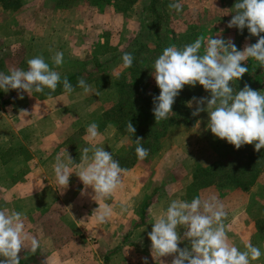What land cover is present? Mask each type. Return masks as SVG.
Masks as SVG:
<instances>
[{
    "label": "rangeland",
    "instance_id": "rangeland-1",
    "mask_svg": "<svg viewBox=\"0 0 264 264\" xmlns=\"http://www.w3.org/2000/svg\"><path fill=\"white\" fill-rule=\"evenodd\" d=\"M19 2L20 6L24 3L30 9L22 22L12 14L16 9H0V72L9 74L11 68L27 70L29 59L42 56L61 78L71 73H78V77L70 81L75 89L71 94L65 93L61 85L54 92L45 89L43 93L30 95L18 94L17 90H0V210L9 212L21 210L19 200H15V195L14 200L10 199L8 192L10 184L19 183L26 174L27 164L34 159L43 161L44 151L50 152L60 146L73 151L72 159L78 162L82 150L90 146L85 136L91 123L99 125L105 151L113 156L127 151L131 145L127 137L119 135L113 125L100 119L102 111L115 99L112 89L115 78L133 85L131 103L134 109L142 110L144 96L154 89L160 90L151 73L155 60L166 47L183 48L197 38L203 37L206 41L211 36L237 42L234 27H227L235 12L234 4L229 1L179 0L182 3L179 13L168 7L176 0H157L154 12L147 10L149 0H137L131 9L122 13L111 6L94 8L88 2L74 3L65 10L54 9L51 0ZM85 6L86 10L90 6L101 13L111 8L123 21L114 24L110 19L112 29L92 32L89 29L88 34H84L80 9ZM85 37L88 39L84 41ZM257 40L254 36L243 37L236 47L243 50L246 44H254ZM56 52L63 53V64L58 67L52 60ZM125 53L134 57L130 68L122 67ZM242 65L248 68L244 78L254 80L259 76L260 84L255 87L264 92V68L251 59ZM80 78L91 85L93 92L86 95L77 87ZM197 87L201 89L200 97L206 92L203 86L186 85L184 89ZM21 109L28 110L29 116L20 115ZM90 115L93 118H86ZM207 124L204 122L200 127L170 137V129L177 126L171 127L160 141V154L157 152L159 155L147 163H137L142 171L137 180L136 163L128 169L121 189L111 199L100 202L107 203L113 211L107 223L97 224L92 216L98 204L91 198L94 195L91 188L84 195H81L84 187L70 191L65 210L55 198L57 208L52 212H47L43 201L30 197L25 230L39 239L41 247L35 254L27 247L22 250L20 264H144V258L147 264H160V260L171 264L172 257L160 260L152 257L148 233L155 218L166 211L172 200L191 202L194 191L186 193L185 190L193 169L206 167L216 159L218 138ZM56 132L65 137H57ZM39 151L41 156L35 155ZM152 162L156 165L154 171L148 167ZM217 188L221 187L204 191L201 198L215 196L219 201L225 195L218 196ZM245 193L243 206L233 209L224 204L227 211L224 224L231 242L241 251L251 242L264 253V171ZM141 196H147L150 203L143 216L139 212ZM184 231L179 229L181 235ZM188 246L187 240L179 245L181 248ZM251 264H264V255Z\"/></svg>",
    "mask_w": 264,
    "mask_h": 264
},
{
    "label": "clouds",
    "instance_id": "clouds-1",
    "mask_svg": "<svg viewBox=\"0 0 264 264\" xmlns=\"http://www.w3.org/2000/svg\"><path fill=\"white\" fill-rule=\"evenodd\" d=\"M168 7L177 13L182 11L179 0ZM233 8L235 12L227 27H235L241 32L247 28L250 36L258 37L257 42L238 50L231 39L211 36L206 41L203 37L197 38L183 48L166 47L155 60L151 73L160 89L159 95L153 97L152 112L156 123L168 120L174 114L175 99L184 87L199 84L210 92V98L193 97L187 103L189 108L195 104L191 115L195 117L206 111L207 128L215 137L226 140L237 150L244 145H254V150L259 152L264 148V92L253 90L248 84L236 91L233 84L248 72L242 62L251 59L264 68V35H261L264 33V0H237ZM52 60L57 67L61 66L63 53L56 52ZM122 61L123 68H130L134 57L125 53ZM27 65V70L11 68L9 74L0 72V90H17L18 94L26 92L30 95L32 92L43 93L45 89L54 92L61 83L65 93L71 94L75 90L67 77L61 81L60 73L42 56L29 59ZM77 87L86 95L93 92L83 78L78 79ZM20 115L26 117L29 112L21 109ZM126 128L128 133L135 134L136 128L130 121ZM86 132L85 140L90 146L82 150L80 163L76 164L65 149L63 157H56L53 168L61 194L68 189L72 173L84 185L81 195L86 194L88 188L92 189L94 195L91 198L98 204L92 216L97 224H104L110 221L113 211L107 203L100 202L111 199L121 189L128 170L101 145L102 134L97 123H91ZM142 140L141 137L135 139V152L140 160L149 155ZM226 216L225 205L215 196L195 197L191 202L172 200L166 211L155 218L148 233L152 257L155 260L172 257L171 264H251L264 255L251 242L245 245L244 251L231 242L224 224ZM24 220L23 212L0 210V264H20L22 250L27 247L35 254L40 249L39 239L25 230ZM181 228L185 229L183 235L179 232ZM185 240L189 241V246L179 247ZM144 264H147V258H144ZM160 264L164 262L160 260Z\"/></svg>",
    "mask_w": 264,
    "mask_h": 264
},
{
    "label": "trees",
    "instance_id": "trees-1",
    "mask_svg": "<svg viewBox=\"0 0 264 264\" xmlns=\"http://www.w3.org/2000/svg\"><path fill=\"white\" fill-rule=\"evenodd\" d=\"M137 0H51L53 8L56 10H65L72 4L77 2H88L92 7H106L111 6L116 12H127L135 4ZM224 2H231L235 4L237 0H222ZM157 0H149L147 10L154 12V5ZM0 7L2 10L13 11L20 7L19 0H0ZM239 40L243 37H249L250 34L245 28L242 32L234 27ZM261 35H264L262 33ZM260 75V73H259ZM133 76V74H132ZM138 71L136 70V78ZM262 76V75H260ZM68 81H73L78 77V73L68 74ZM61 78V81H63ZM242 81L233 84L236 91L242 90L245 84H248L253 90H257L255 85L259 83V76L254 80L241 78ZM113 95L115 99L110 102L104 111L100 114V119L105 123L113 125L116 132L121 136H126L130 142V147L122 155H114L113 158L117 160L122 168L130 169L135 163H147L154 157L158 150L161 139L165 136L167 131L173 126L190 127L195 123V117L191 115L186 103L191 101L193 97H198L201 93L199 87L194 90L183 89L180 95L175 99L173 105V113L168 120L156 123L153 115V97L158 96L160 90L154 89L150 95L144 96L143 109H134L130 96V90L133 88L132 84L125 83L124 80L115 78ZM138 80L136 79V87ZM61 86L62 83L60 84ZM140 85V82H139ZM59 86V85H58ZM230 86H232L230 84ZM139 88V87H138ZM137 91V89H136ZM131 122L136 128L135 134L127 132L126 125ZM137 137L143 138L141 144L144 148L149 150L147 158L140 160L137 158L135 149V139ZM216 159L206 167H196L193 169L190 176V183L187 185L185 192L194 191V198L197 197L198 191L209 187H229L237 189L243 193L249 191L261 172L264 171V148L259 152L254 150V145H244L239 150L235 149L226 140L217 139L216 141ZM149 199L147 196L143 198L139 212L143 216L149 206Z\"/></svg>",
    "mask_w": 264,
    "mask_h": 264
},
{
    "label": "crops",
    "instance_id": "crops-1",
    "mask_svg": "<svg viewBox=\"0 0 264 264\" xmlns=\"http://www.w3.org/2000/svg\"><path fill=\"white\" fill-rule=\"evenodd\" d=\"M28 5H24V3L21 4V6L16 9L14 12H12V14L14 16H16V19L20 22H22V18H25V16L28 14L27 11L30 9L27 8ZM87 6H85V8L80 9L82 11L83 15H86V17L88 18H93L92 20H88L87 18H85L82 15V18L80 20H82L84 26L82 28V33H86V31H88L90 29V31H94V30H101V29H109L113 24H109L110 19L114 20V24L115 23H122V17L121 15L114 13L113 10L110 8V11H99V10H93L92 7L89 6L90 9H87ZM0 9H2L0 7ZM28 11V12H29ZM100 20V21H99ZM89 21H93L92 23H90ZM99 21V22H97ZM89 22V24H87ZM112 29V28H110ZM88 34V33H86ZM88 38H84L83 40L85 41ZM201 97H209L210 98V92L206 91L204 92L200 97L197 98H201ZM188 107V106H187ZM206 107V105H205ZM195 108V104H193L192 108L188 109L190 110V112L192 113V111ZM93 115V114H92ZM94 116V115H93ZM93 116H86V118H93ZM208 114L207 112H201L198 116H195V123L194 125L190 126V127H186L188 129H184L181 128L180 126L178 127H174L172 129H170L169 131V136L172 137L173 134H184V132H186L189 129L192 128H197L200 127L202 125V123L204 122H208ZM57 134V132H56ZM104 134V133H103ZM57 137H65L64 134L60 135L57 134ZM65 149L67 150V152L69 153L70 157L72 158L74 155V152L71 151L70 149L64 148L63 146L51 150L50 148V152L48 151H44V158H42L43 161H38L37 159H34V161H32V163H28L27 167H26V174H24V176H22V178L20 179L19 183L17 184H10V188L11 190L8 192L10 193V199L13 198L14 200V195H15V200H19L20 203V212L24 211V215L25 217H28V210H27V205L29 203L30 197H32L33 199H37L40 202L43 203L44 208L47 210V212H52V210L54 209V207L57 208V201L60 202V207H62L64 210L67 209V205L69 203V194L71 193L70 191H73L74 189H79L84 187V185L82 184V182L80 181L79 177L75 174L72 173L70 176V183H69V187L67 190H65L63 192V194H61L60 192V188L57 184L56 181V177H55V173H54V163L56 160V157L58 155H60L61 157L64 156L65 154ZM43 151V150H42ZM161 152L158 150V153ZM42 152H35V155L37 156H41ZM52 153V155H50ZM160 154V153H159ZM157 154V155H159ZM50 156V157H48ZM76 164L80 163V159L79 161L75 162ZM152 171L155 170L156 165L152 163L149 164V166ZM73 170L76 171L75 166L73 165ZM24 173V171H22ZM133 172V171H132ZM141 167L139 165L136 164V172L134 171V174L136 175V180L138 178V176L141 174ZM125 177V176H124ZM189 184V183H188ZM186 184V185H188ZM210 188H214V187H209V188H205L202 190L198 191L197 197H201V193H203L204 191L209 190ZM217 194L218 196H223L219 199V201L223 202V204H226L230 206V208L233 207V209L237 208L238 206H243V203L245 202L243 196L246 195V193H243L237 189H232L229 187H221V188H217ZM16 194H13V193ZM55 198L57 199V201H55ZM60 198V199H59ZM143 200V196H141V198ZM238 199V200H237ZM64 202V203H63ZM17 203V201H16ZM25 206V207H24ZM62 209V211H64ZM232 211V210H229ZM65 214H67V210L64 212ZM64 214V215H65Z\"/></svg>",
    "mask_w": 264,
    "mask_h": 264
}]
</instances>
